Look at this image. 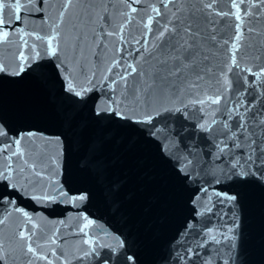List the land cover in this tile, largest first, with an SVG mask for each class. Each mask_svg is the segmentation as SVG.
Instances as JSON below:
<instances>
[{"label": "water", "instance_id": "95a60500", "mask_svg": "<svg viewBox=\"0 0 264 264\" xmlns=\"http://www.w3.org/2000/svg\"><path fill=\"white\" fill-rule=\"evenodd\" d=\"M62 3L63 0H46L48 23L58 18ZM161 3L162 0H140V3L133 5L137 11L130 13L132 19L124 28L123 41L118 35L108 36L106 33L117 32L126 23L128 18L124 13H129L127 0H88V3L73 0L59 30L61 38L58 57L47 55L45 41H35L31 35L25 37L29 47H22L19 33H11L9 42L0 44V62L5 64L8 73L18 68L16 57L19 51L22 50L25 56L35 55L30 47L35 43L36 52H39L32 68L20 76L0 73V117L11 129L8 137H0V143H8L17 135L23 137L21 149L25 155L23 158L14 157L12 162L15 167L25 168L24 175L29 178L30 184L26 185L28 190L17 200L16 207L23 208L31 217L30 223L26 217L12 209L0 207V214L12 212L6 224L0 225V242L3 243L0 255L5 257V264H29L31 254H26L25 242L18 239L17 234L21 228L30 231L32 224L37 225L32 238L33 246L39 245L38 253L49 256L52 264H101L102 261H106V264H122L123 254L129 248L137 253L141 264H203L208 260L218 264L217 249L220 253L226 250L223 243H209L191 259L178 260L174 253L179 250L183 256L184 249L189 246L196 252V246L209 229H215L213 234L219 236L226 233L234 222L239 224V246L246 264H264V187L259 184L210 186L206 183L212 179L211 173L227 167L233 156L243 162L241 149L251 151L245 139L247 132L255 131L257 144L264 148L261 142L264 141V132L253 126L256 121L264 119L261 115L253 117V113L264 112V87H261L264 80L257 81L256 86H250L245 93L233 75L239 70L233 69V73L228 76L232 83L227 93L222 88L218 92L214 82H208L205 78L198 89L182 87L179 97L172 99L171 103L165 102L168 107L183 108L186 114L166 112L157 118L163 121L160 126L164 129L159 137L160 143L165 145L166 151L173 157L181 160L187 157L198 170L209 173L187 184L177 175L157 142L119 128V122L110 129L104 128L91 117V106L97 96L101 103L108 102L110 95L120 99L118 94L121 93L123 82L115 85L116 94H113L110 91L111 81H119V74L127 70L129 64L136 66L137 73L151 70L154 61L149 56L156 52L153 45L159 44L155 35L157 21L163 23L165 19L171 18V13L177 7L184 9L187 17L192 15L190 6L200 7V0H177L175 5H168L166 12ZM163 3H167V0H163ZM232 3L239 6L243 28L254 29L252 34L244 32L237 59L244 53L241 66L251 67L255 71L264 66V5L254 6L255 0H217L215 9L235 13ZM89 5L92 6L91 11L87 10ZM152 7H158L166 14L156 17L153 13L149 32L143 22ZM246 8L249 14L244 16ZM8 14L6 9L5 15ZM195 15L194 27H199L205 36V29L214 27L220 45L223 44L222 37L227 39L232 34L225 23H239L229 16L212 14L206 20L200 12ZM208 20H215L216 24L209 25ZM25 29H35L42 36L48 34L47 26L41 23L38 16L27 20ZM201 45L206 53L210 50L215 54L211 58L214 66H224L228 60L226 46L217 47L206 40H202ZM248 45L252 46L251 50ZM118 48L122 50L118 51ZM251 51L261 59H251ZM115 61H120V64L112 67ZM61 62L63 77L77 85H86L89 80L94 84L87 96L88 106L82 109L77 120L79 126L71 130L64 116L68 102L61 91L62 82L55 77L53 69V63L59 65ZM110 67L111 73L108 71ZM138 78L136 74L129 75V86ZM252 82L253 77L248 76L247 83L252 85ZM257 92L260 95L257 96L255 107L247 113L243 107L239 110L248 122L247 132L239 131L236 124L240 122V116L236 112L229 115L230 106L237 102L251 103ZM205 93L213 97L221 94L225 99L220 104L190 103L191 100L204 98ZM181 100L188 105L187 108H184ZM213 120L216 122L214 125L211 123ZM203 122L209 124L210 132L198 127ZM224 123L238 132L240 139L235 143L240 147L233 148L234 141L230 138L225 141L230 150L221 154L217 145L224 140L221 135L226 131L222 127ZM30 132L35 135L29 136ZM61 134L62 139L67 137L62 146L55 142ZM90 134L103 145L101 156L106 165V179H98L94 172L81 166L84 155L80 149L81 136ZM68 140H71V146ZM23 159H27L30 165L35 164L41 175H36L26 167ZM9 162L7 156L0 155V168ZM53 181H58L69 197L87 190L89 199L73 202L65 198L63 202L59 199L47 202L30 198L44 191L53 192L57 186ZM197 181L209 187V193L207 197L201 194L194 205L191 197L194 188L198 186ZM21 183L25 182L22 180ZM113 183L120 185V191L115 196L108 192ZM213 189L229 195L237 194L238 208H234L231 202H221L212 195ZM208 208L211 210L207 211ZM85 218L94 223L80 232L79 229L87 223ZM189 224L191 227L186 230ZM54 233L56 244L51 243ZM88 238L105 247L97 248L98 255L81 260L79 257L88 249L84 243ZM118 239L126 241L125 248L113 253L108 246L114 247ZM53 250L55 255H52ZM31 264H47V261L31 257Z\"/></svg>", "mask_w": 264, "mask_h": 264}, {"label": "snow or ice", "instance_id": "6c2138e0", "mask_svg": "<svg viewBox=\"0 0 264 264\" xmlns=\"http://www.w3.org/2000/svg\"><path fill=\"white\" fill-rule=\"evenodd\" d=\"M79 2V0H77ZM88 3V0H84ZM217 0H200V7L190 6L191 17L184 15V9L177 7L175 12L171 13V18L165 19L163 23L157 21V32L156 38L159 44H154L153 47L156 48V52L151 53L149 59L154 61L151 66V70L147 73L145 71H140L137 73V68L134 64H129L127 70L122 71L119 74V81L113 79L111 81L110 91L116 94L115 85L118 82H123V88L121 90L120 99L114 98L113 95L108 96V102L101 103V99L97 96L91 106V117L104 128L110 129L111 126L117 125L121 129L129 130L133 133L139 134L146 139L155 141L158 143L161 152L165 157L172 163V167L176 171L177 175L186 184L191 183L194 178L200 177L201 175L207 176L209 173L206 170H198L193 166V161L185 157L181 160L179 157H173L170 155L163 143H160L159 137L164 129L161 128L163 121H158L157 118L162 116L164 113L181 112V114H186L183 108L179 107H168L166 101L171 103L172 99L179 97L181 95L182 87L190 89H198L202 83L205 82L207 78L208 82H214V86L217 91L222 88L224 93L231 90L232 81L228 79L230 73H233V69H238L239 71L233 73L234 78L237 80L238 85L243 87L244 92L247 89L256 86L257 81L264 80V66H260L257 70H253L251 67H242V62L244 58V53H241L240 59H237V52L240 49V42L244 36V32L247 31L249 34L254 32L252 27L247 29L243 28V20L239 13V6L236 3H232V8L236 9L233 13L223 12L215 9V4ZM129 5V13H124L128 18L125 24H122L117 32H108L106 35L113 36L118 35L123 41V31L127 26L128 22H131L130 13H135L137 11L136 7L133 5L140 3V0H127ZM177 0H167V3H161V6L166 10L169 4L175 5ZM46 0H0V44H6L9 42V37L11 33H19V38L22 42V47H29L28 41L25 39L26 36L31 35L35 41L43 40L45 41L46 54L53 57H58L61 32L59 31L64 23V17L68 12V9L73 5V0H63L62 7L59 11L58 18L53 23H48L46 19L45 12ZM264 5V0H255L254 6ZM8 10V15H5V10ZM88 11L92 10V6L89 5ZM196 12H200L202 15L207 17L209 15L216 16H229L234 17L235 21L239 23L228 24L225 23V27L231 30V35L224 39L222 37L223 44L220 45L217 42V30L214 27H209L205 29L207 35H203L199 27H194V21L196 20ZM153 13L156 17L165 16L166 13H162L158 7H152L147 15V19L143 22V26L149 32L151 31L150 25L154 19ZM249 14L248 9L244 11V16ZM43 25L48 28L47 35H40L35 29H25V23L32 17H37ZM209 25H215V20H208ZM13 25H16L13 27ZM79 39V37H77ZM206 40L212 42L214 46L225 47V51L228 55V60L225 62L223 67L217 68L212 64V59L215 54L205 52L201 45V41ZM139 43V41H137ZM147 41H145V46ZM31 50L35 53L32 56H25L24 52L21 50L17 53L18 68L12 72L8 73V69L4 63L0 62V73L13 74L20 76L27 69L32 68V64L35 63L39 52H36V44H31ZM250 50L251 45L247 46ZM264 47V46H262ZM118 51L122 49L118 48ZM251 59L259 60L261 57L251 51ZM120 64V61H115L112 67H116ZM61 64L57 65L53 63L54 75L56 78L61 80V91L65 95V99L68 102V108L65 110L64 116L65 120L69 126V130L73 127L79 126L77 120L83 108L88 106L87 96L88 93L93 89V81L89 80L87 84H74L72 81L66 79L61 75ZM112 67L108 69L109 73L112 71ZM31 74V73H29ZM136 74L139 78L135 80L131 86L128 84V76ZM242 74V75H241ZM248 76L253 77L252 85L247 83ZM264 87V83L261 84ZM260 93H256L253 96L251 103L237 102L230 106L229 115L231 112H236L240 116V122L236 124V129L242 132H247V123L244 120V115L240 113V108L245 109V113L250 111L255 107L257 101V96ZM225 99L224 95L217 94L214 97L208 96L205 93L204 98H197L191 100L192 104L203 105L205 103L210 104H220L221 100ZM184 108L188 105L184 104L181 100ZM228 110V109H226ZM257 115L264 116V112L253 113L255 118ZM167 119V117H165ZM156 121V122H154ZM213 125L216 123L215 120L211 122ZM143 126V127H141ZM254 128H259L261 132H264V119L256 121L254 123ZM83 127H86L83 126ZM83 127L81 131L83 132ZM198 127L204 131H211V127L207 122L200 123ZM225 132L221 133L224 140L220 142L218 151L223 154L228 152L229 145L225 141L230 138L234 141L233 148H239V144L235 143L236 140L240 139L237 131L232 130L227 123L222 125ZM11 129L5 123L2 117H0V137H8ZM29 136L35 135V133H28ZM63 134L56 137L55 142L61 146L64 144L67 137L61 138ZM179 135V133H177ZM23 137L17 135L14 139H11L8 143H0V155L7 156L8 161H10L5 167L0 168V207L5 209H12L14 212L21 214L26 217L31 223V217L24 211L23 208L16 207L17 200L27 192V184H30L29 178L24 175V167H15L13 161L14 157L23 158L25 153L21 149V140ZM168 139V137H165ZM247 139L249 148L251 151H246L241 149V155L243 156V162L237 158V156L232 157V162H229L227 167L219 169L218 172L213 171L211 173L212 179L206 181L208 185L214 184H227V185H247V184H259L264 187V148H261L257 144L256 132H247ZM264 143V141H261ZM71 146V140H68ZM80 149L84 153L81 158V166L83 169L94 172L98 179L105 178L106 165L105 161L102 159L101 153L103 145L99 140L95 139L93 135L81 136ZM10 153V154H9ZM258 153V154H257ZM224 161L221 160V164ZM23 164L30 168L36 175H41L40 172L36 170L35 164H29L27 159H23ZM199 164V161H197ZM25 183H21V181ZM53 184L57 185L53 192L44 191L39 196H31V199L43 200L47 202H54L59 199L61 202L65 198L75 201H87L89 195L87 190L78 193L73 197H69L68 193L65 191L62 185H59L58 181H53ZM198 186L193 190V195L191 197V202L195 205L201 194L206 197L209 193V187L200 184L197 181ZM120 191V185L113 183L109 186L108 192L110 195L115 196ZM212 195L219 198L221 202L228 201L233 204L234 208H238L236 204L237 194H227L221 191H216L213 189ZM211 199V197H208ZM210 211L211 209H206ZM200 214L199 212L197 213ZM12 215V212H8L7 215L0 214V225H5L8 216ZM87 223L79 229L83 232L84 229L88 228L89 225L94 223L93 220L87 219ZM191 227V224L186 225V230ZM37 225L32 224L31 230L21 228L18 231V239L25 242V252L26 254H31V257H35L38 260L47 261V264H52L49 256L41 255L38 253L37 246H33L32 238L35 235ZM239 229V224L234 222L233 225L227 229L226 233H221L219 236L213 234L215 229H209L201 243L197 247V251L194 252L192 247L189 246L184 249V255L182 256L177 250L174 255L178 260H184L185 258L191 259L193 255H198V250L202 247L207 246L209 243L213 244H225L226 250L218 253V264H246L243 259V254L240 251L239 238L240 234L237 231ZM87 236V233H85ZM51 243L56 244V234H53L51 238ZM88 245V249L83 253L79 259L84 260L93 255H98L97 248L105 247V245L100 244L98 241L88 238L84 241ZM126 241L123 239H118L116 245L108 246L110 251L115 253L119 249L125 248ZM0 251H3V243L0 242ZM52 255H55V250H53ZM31 257L29 258V264H31ZM110 259V257H109ZM0 264H5V257L0 255ZM101 264H106V261H102ZM122 264H141L139 257L136 252L129 248L123 254ZM194 264V262H193ZM203 264H213L212 260L204 261Z\"/></svg>", "mask_w": 264, "mask_h": 264}]
</instances>
